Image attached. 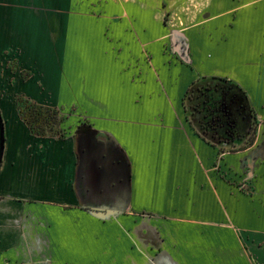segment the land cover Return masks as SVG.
<instances>
[{"label": "crops", "instance_id": "0c3cea01", "mask_svg": "<svg viewBox=\"0 0 264 264\" xmlns=\"http://www.w3.org/2000/svg\"><path fill=\"white\" fill-rule=\"evenodd\" d=\"M85 1L0 0V264H264V155L248 194L243 156L217 155L182 104L214 75L264 112V0H155V24L150 0ZM181 32L192 63L163 51ZM20 96L59 107L62 134L33 132Z\"/></svg>", "mask_w": 264, "mask_h": 264}, {"label": "rangeland", "instance_id": "374dc122", "mask_svg": "<svg viewBox=\"0 0 264 264\" xmlns=\"http://www.w3.org/2000/svg\"><path fill=\"white\" fill-rule=\"evenodd\" d=\"M149 1V0H148ZM149 7L150 10L154 9L155 5L153 4L155 0H150ZM185 2V1H184ZM77 6L82 7L80 2L77 3ZM85 6H89L92 8H99V9H106L109 8V5L107 4V0H88L85 1ZM111 6V5H110ZM160 8V6H159ZM162 16V25L168 26L169 28L175 27L177 24V18L178 16L175 15L173 12V9H170L165 11L163 14V10L161 9ZM148 16V23L149 24H155L154 18L158 17L156 14L154 15L153 10L152 12L149 11ZM159 16V17H160ZM114 17V16H113ZM117 21H120L122 19L121 15H117L114 17ZM137 16L132 17L133 21L132 23H136ZM184 27V26H183ZM173 37V36H171ZM174 40V41H173ZM174 43L177 44V48H175ZM179 46V48H178ZM181 46V49H180ZM152 47H148L145 52V57L148 60V63L151 64L153 60V53L150 51ZM185 48V52H184ZM189 42L186 40V34L184 32L175 34L174 39L170 38L167 42L164 44L163 51L166 55L170 56V61L168 62H191L192 63V57L189 54ZM188 50V51H187ZM155 67V65H154ZM154 72H159L156 70V68L153 69ZM204 76H214V75H201L199 78H203ZM222 77V76H220ZM227 78V77H224ZM195 79V80H197ZM193 80L187 87L186 91L184 92V95L182 97V104L184 111L186 113V118L189 122V124L197 131V133L202 136L207 142L211 143L213 146L217 148V155H242V176L241 178L238 175V181H242L240 184L241 190L244 192H247L248 194L251 193V187L249 184L250 175L249 173L253 171L254 163L258 159V155H264V112H258L253 105V102L251 101V98L248 95V102L249 106L253 109V111L257 114H259L258 119V129L255 136L254 142L251 144H246V139H249V135H243L244 130L240 128L239 125L242 124V122H238L236 125V129L234 127H231V125H227V123L219 124L217 123L214 125L215 122L213 119V114L211 113L210 109H207V104H202L201 102L197 106V109H193L195 107L194 105L197 104L196 101H190L185 98V95L188 91V89L192 86ZM201 83V82H199ZM18 104L19 109L22 107L24 109L25 114L29 115V124L33 128L34 132H38L41 135H61L62 132L65 130L63 126V122L66 119V114L62 112V110L59 107L50 106L44 103H49L48 100H41L40 98H34L31 96H20L18 97ZM61 103L68 104L69 102H76V95H61ZM193 106V107H192ZM200 106H202L200 108ZM200 108V109H199ZM69 115L71 116H77L80 120L77 123V128L85 127L86 125H89V121L91 117L87 113H84L82 111H78L77 109L73 108L72 110L68 111ZM258 116V115H257ZM69 118V116H68ZM214 125V126H213ZM241 137V138H239ZM246 149V150H243ZM234 173V171H233ZM231 178V179H230ZM231 181H235V177L231 176L228 178ZM250 210V208H249ZM250 222V219L248 220ZM250 226V223H248ZM250 229V227H249ZM250 230L245 231L242 234V237L249 238L250 236ZM231 239V238H230ZM232 240V239H231ZM229 241V245L232 244V241ZM245 240L242 239V243L246 246L244 243ZM249 246V245H247ZM155 262H151V259H149V264H154Z\"/></svg>", "mask_w": 264, "mask_h": 264}, {"label": "trees", "instance_id": "16d2710c", "mask_svg": "<svg viewBox=\"0 0 264 264\" xmlns=\"http://www.w3.org/2000/svg\"><path fill=\"white\" fill-rule=\"evenodd\" d=\"M185 98L196 101L197 104L194 105L195 107L192 106L193 109H197L200 102L207 104V109H210L213 114L214 121H218L214 125L219 124V122V126L227 123L236 129V125L241 121L242 124L239 126L244 130L245 134L243 135H249V139H246L245 143L254 142L259 124L258 116L249 106L248 95L239 83L220 76H204L193 82ZM19 110L24 121L34 132L29 124L30 114H25L22 107Z\"/></svg>", "mask_w": 264, "mask_h": 264}, {"label": "water", "instance_id": "95a60500", "mask_svg": "<svg viewBox=\"0 0 264 264\" xmlns=\"http://www.w3.org/2000/svg\"><path fill=\"white\" fill-rule=\"evenodd\" d=\"M4 125H3V120H2V116L0 113V163L2 160V156H3V149H4Z\"/></svg>", "mask_w": 264, "mask_h": 264}]
</instances>
